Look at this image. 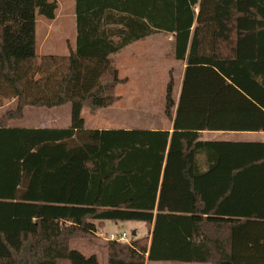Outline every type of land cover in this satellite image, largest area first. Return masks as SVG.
<instances>
[{"label": "trees", "instance_id": "1", "mask_svg": "<svg viewBox=\"0 0 264 264\" xmlns=\"http://www.w3.org/2000/svg\"><path fill=\"white\" fill-rule=\"evenodd\" d=\"M56 10L0 0V76L16 98L0 145L23 158L0 160V264H99L70 242L105 222L148 230L108 241L106 264H264V142L200 139L264 133V0H74V49L61 74L47 71L57 58L37 66L52 97L33 98L19 72L33 78L37 19ZM158 33L185 65L178 99L172 79L165 90L171 131L85 129L82 110L112 106L126 81L111 56ZM67 104L68 129L10 126L27 107Z\"/></svg>", "mask_w": 264, "mask_h": 264}, {"label": "rangeland", "instance_id": "2", "mask_svg": "<svg viewBox=\"0 0 264 264\" xmlns=\"http://www.w3.org/2000/svg\"><path fill=\"white\" fill-rule=\"evenodd\" d=\"M55 1L57 5L56 23L51 31H47L48 39L44 52L55 56H43L42 59L50 57L57 58L56 64H50L47 71L54 70L53 65L58 69L56 75L64 72L65 61L68 59L70 46H73V27L71 22L74 18V0H49ZM72 18V19H71ZM39 27L37 42H41L43 36L42 24L48 23L47 20L39 17ZM60 21H64V29H59ZM63 25V24H62ZM127 46L117 54L111 56L112 67L118 72L120 80H126L115 88V96L118 100L110 107L97 110L90 114L87 109H83L81 116L84 120L85 128L106 129V130H162L169 128L171 122L164 115L165 90L170 79L173 80V98L178 99L180 91L182 70L184 64L178 62L173 56V43L169 35L162 33L154 34ZM30 59L33 70H36L39 59ZM20 64L23 62L19 60ZM50 62V61H49ZM37 74H39L36 71ZM54 74V72H53ZM20 80L23 81L21 71ZM42 74L38 77L42 78ZM34 78V77H33ZM13 90L11 85L0 76V104L9 102L12 98ZM38 99H51L52 94L37 96ZM70 105H64L54 109H35L26 108L24 111L25 119L12 122L11 127L18 124L23 126L28 120H59L57 128L59 130L68 129L70 124ZM31 112V113H30ZM36 112V113H35ZM3 114V113H2ZM1 116V111H0ZM30 118V119H29ZM203 141H232V142H263V133H230V132H203L200 135ZM0 145V160H11L22 158L21 153H15ZM132 232L135 236H132ZM125 233L127 241L130 243L134 239H140L148 235L146 226L141 222H105L104 227H100L96 236L78 237L70 242V247L79 251L83 255L95 253L98 258L103 260L106 253V243ZM146 264H186L178 262H160Z\"/></svg>", "mask_w": 264, "mask_h": 264}, {"label": "crops", "instance_id": "3", "mask_svg": "<svg viewBox=\"0 0 264 264\" xmlns=\"http://www.w3.org/2000/svg\"><path fill=\"white\" fill-rule=\"evenodd\" d=\"M72 19V18H71ZM58 18L55 17V19L53 21H47L48 23H43L42 24V30H43V36H41V42H37V38H36V43H37V58L39 59L38 63L42 62L43 59H42V54L43 56H55V55H50V53H46L44 52V48L46 47V41L48 39L49 36L47 31H51L53 26L58 23ZM39 20L37 19V22H36V37H37V33H38V27H39ZM63 24V25H62ZM59 29L61 31H63L64 29V21H60L59 23ZM71 26L73 27V36H72V39H73V46L71 47L70 46V50L74 49V45H75V37H76V30H75V17L73 18V22H71ZM150 38V37H148ZM147 39V38H146ZM36 58V59H37ZM38 66V64H37ZM185 67V65H184ZM184 67H183V70H184ZM182 70V72H183ZM183 74V73H182ZM40 75V71H39V74L36 73V70H32L31 72V75L30 76H33L34 78L32 79H29L27 80L26 82L22 81L20 82L22 87L24 88V93L28 96H31L33 98H38L37 96H42L43 95V84L44 82L41 80V77H38ZM38 86L40 87L38 89ZM15 102H16V98L14 95H12V98L9 102H5V103H2L0 104V111H1V114L6 111V110H10V109H13L15 107ZM28 108V107H27ZM59 108V107H58ZM26 109V108H25ZM35 109H45V108H35ZM54 109V108H53ZM25 111V110H24ZM24 111H23V119L26 118V116L24 115ZM31 113V112H30ZM36 113V112H35ZM30 119V118H29ZM19 120V121H21ZM59 120L57 118H54L53 120H38V121H34V120H28L27 124L23 125V126H19L18 124H15V126L13 127H22V128H40V129H56L57 128V124H58ZM70 125V124H69ZM85 129H93V128H85ZM99 129V128H98ZM172 129V125H170L169 128H164L162 130H155V131H165V130H168V131H171ZM99 130H106V129H99ZM202 134V133H201ZM263 137H264V133H263ZM238 142V141H237ZM242 142H247V141H242ZM264 142V140H263ZM133 233V232H132ZM71 248V247H70ZM73 249V248H71ZM75 250V249H74ZM91 255H95L97 257V255L95 253H91L90 255L86 256L84 255L85 257H89ZM98 258V257H97ZM98 262L99 264H106L107 262V257H106V253L104 255V258L103 260H101L100 258H98ZM147 263V262H146ZM151 263H160V262H151Z\"/></svg>", "mask_w": 264, "mask_h": 264}, {"label": "built area", "instance_id": "4", "mask_svg": "<svg viewBox=\"0 0 264 264\" xmlns=\"http://www.w3.org/2000/svg\"><path fill=\"white\" fill-rule=\"evenodd\" d=\"M119 236V238L116 240V239H113L112 238V240H116V241H119V242H126V243H129L128 241H127V238H126V234L125 233H123V234H121V235H118Z\"/></svg>", "mask_w": 264, "mask_h": 264}, {"label": "water", "instance_id": "5", "mask_svg": "<svg viewBox=\"0 0 264 264\" xmlns=\"http://www.w3.org/2000/svg\"><path fill=\"white\" fill-rule=\"evenodd\" d=\"M132 236H133V237L135 236V233H134V232L132 233Z\"/></svg>", "mask_w": 264, "mask_h": 264}]
</instances>
